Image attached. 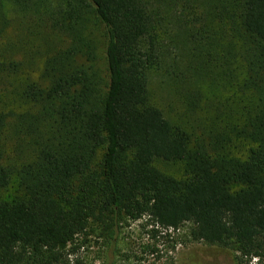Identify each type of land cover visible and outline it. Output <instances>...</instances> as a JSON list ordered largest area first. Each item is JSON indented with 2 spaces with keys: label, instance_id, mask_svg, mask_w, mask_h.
Segmentation results:
<instances>
[{
  "label": "trees",
  "instance_id": "trees-1",
  "mask_svg": "<svg viewBox=\"0 0 264 264\" xmlns=\"http://www.w3.org/2000/svg\"><path fill=\"white\" fill-rule=\"evenodd\" d=\"M142 218L264 262V0H0V264Z\"/></svg>",
  "mask_w": 264,
  "mask_h": 264
},
{
  "label": "rangeland",
  "instance_id": "rangeland-1",
  "mask_svg": "<svg viewBox=\"0 0 264 264\" xmlns=\"http://www.w3.org/2000/svg\"><path fill=\"white\" fill-rule=\"evenodd\" d=\"M22 32L26 34L24 29ZM151 89L165 113L170 107L176 110L174 90L164 76L156 77ZM93 236L90 234L89 240L68 256L69 264H233L230 250L190 240L187 226L164 230L142 218L124 223L114 245ZM241 264L256 262L250 259Z\"/></svg>",
  "mask_w": 264,
  "mask_h": 264
}]
</instances>
